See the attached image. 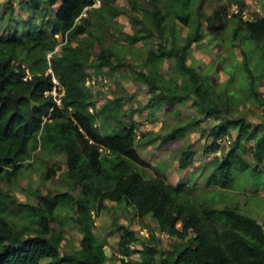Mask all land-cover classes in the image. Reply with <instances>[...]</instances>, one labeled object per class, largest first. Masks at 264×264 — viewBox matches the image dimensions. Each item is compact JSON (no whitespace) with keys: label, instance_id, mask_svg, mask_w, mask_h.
I'll use <instances>...</instances> for the list:
<instances>
[{"label":"trees","instance_id":"16d2710c","mask_svg":"<svg viewBox=\"0 0 264 264\" xmlns=\"http://www.w3.org/2000/svg\"><path fill=\"white\" fill-rule=\"evenodd\" d=\"M116 1L102 0L100 8H95V0H9L7 6L0 4V264H105L111 258L106 251L110 242L98 240L93 229L109 204L130 213V224L149 217L157 222L161 234L180 241L165 250L159 238L142 237L113 215L120 235V264H264V226L259 220L241 212L234 202L217 205V192L187 182L170 184L156 166V174L147 175L151 164L138 152L162 140L166 150H179V169L193 171L197 154L175 141L182 142L190 130H201L203 121L214 119L219 123L203 150L212 171L207 182L218 190L232 189L237 173L262 181L264 115L259 123L236 115L244 100L264 107V94L259 90L264 77L256 73L264 59V15L253 20L240 13L230 16L231 1L236 0H216L220 4L208 15L206 0H167L165 9L160 0H150L154 9L144 7V18H133L141 25L138 33L121 32L130 44L151 42L158 35L142 66L149 72L139 73V80L148 85L150 100L126 111L124 98L97 107L94 87L86 84L88 78L98 79L104 69L121 66L114 63L113 52L93 41L96 23L112 24L120 14ZM169 19L189 28L184 39L174 36L177 28L173 26L168 43ZM230 23L229 40L222 31ZM205 39L227 46L231 56L242 48L244 80L237 76L236 84L244 98L238 97L237 90L236 95L230 92L228 83L234 79L214 85L212 73L188 63L193 47ZM92 55L96 60L91 61ZM165 61L171 65L169 78L161 72ZM90 69L94 74L89 75ZM53 76L64 90L58 98L52 94ZM187 101L202 119L180 126L183 121L174 105ZM145 109L152 118L159 111L173 110L178 121L159 133H143L133 117ZM123 117L129 124L123 123ZM220 138L229 148L219 157L223 150ZM247 154L255 164L245 159ZM58 157L64 158L62 164L56 162ZM37 163L44 186L52 187L59 180L67 184V190L44 194L29 184L20 188L27 203H18L3 185H14ZM69 225L80 231L82 240L78 250L61 253ZM134 255L138 261L131 260Z\"/></svg>","mask_w":264,"mask_h":264},{"label":"rangeland","instance_id":"374dc122","mask_svg":"<svg viewBox=\"0 0 264 264\" xmlns=\"http://www.w3.org/2000/svg\"><path fill=\"white\" fill-rule=\"evenodd\" d=\"M166 1L167 0H160V4L164 9L166 8ZM222 1L229 3V0ZM236 1V3L231 1L233 4H230V16L232 14L240 13L245 19L253 20L258 16L264 15V0ZM9 3V0H0V4L3 5L6 4L7 6ZM18 4L16 6H18ZM219 4L220 3L216 0H206L204 4L206 14H211L214 10V7L218 6ZM115 6L120 12L117 19H115L112 24L98 25L96 23L95 27L93 28V41H100L104 49L113 52L112 59H114V63L117 65L121 64V66L115 70L107 68L100 72L98 74V79H96V84L93 86L94 88L92 90L95 94V103L97 107L103 106L105 103H108L112 100L124 98L123 109L129 111L145 106L150 100L151 95L148 85L146 83H142L141 80H139V73L146 71L142 66L143 63L146 62V59L149 55V50H151V47H154V43L157 41L158 35L156 34V39L152 40L151 42L140 41L136 44H130L128 38L121 34V32H123L125 35H134L138 33V31L141 29V25L135 23L133 18L142 20L144 18L142 16V10L144 7L154 9L152 4H150V0H117ZM19 10L20 9H17V15L19 14ZM172 20L173 19H169L167 21L169 30V34L167 35L168 43L172 41L173 26L177 28L174 36L179 40L184 39L189 33L188 27L183 26L179 21ZM231 26H233L232 23L226 25L223 31L221 29H218L217 31H222L223 35L229 36L230 40L232 31L229 32V29ZM82 38L83 37L78 38L77 40L75 39L72 42L73 46H77L81 42L80 39ZM204 42L202 45H195L193 47L188 63H193V65L200 68L202 72L207 74L212 73V84L214 85H223L227 80L234 79L233 82L228 83L229 87L232 89L230 92L235 94L234 90H237L236 93L239 92L238 97L244 98V92L239 91L240 85L237 86L236 84L237 76L238 78L241 77L244 80V75L242 73L244 67L242 62V48H238L233 56H231L227 50V46L211 44L209 43L208 39H205ZM250 44L251 43L248 45ZM60 50L61 47L57 48V51L60 52ZM96 50H98V47H96ZM252 55L257 56L256 52H253ZM94 60H96V56L92 55L91 61ZM252 61L253 63L251 64H254V56ZM170 66V62L165 61L161 68V72L165 75L167 74L166 78H169L167 72L169 71ZM148 72L149 71L147 70L145 73L148 74ZM88 73L89 75H92L94 74V70L90 69L88 70ZM256 73L264 77V59L260 60V65L257 68ZM27 77H31L29 71H27ZM245 84L246 83L244 82L242 85ZM259 90L262 94H264V83L260 85ZM177 104H183L182 109L177 110V107L175 108L176 111H179L180 113V122L183 121L180 126H184L185 122H191L193 119H202V116L197 114L189 101ZM240 110L241 112L236 116L245 117L252 123H259L261 120L260 116L264 115V107H254L249 100L242 101ZM133 120L138 123L139 130L143 133H159L162 131L161 128L163 126L159 127L156 124L163 123L164 125L167 123L174 126L178 121L177 117H175V112L172 110L167 113L159 111L155 117L152 118L150 117V110L148 109L136 113L133 117ZM122 121L123 123L129 124L130 120L123 117ZM218 123L219 121L214 119L203 121L199 125L201 130L199 128H193L183 137L182 142L180 140L175 141L176 145L186 148L191 147L192 150L195 151L197 154L195 156V162L197 165L195 170H180L177 160L180 156L179 150H176V148L171 151L166 150L163 148L165 147L164 142L162 140H157L154 142V147H152L150 151L147 152L146 150L139 149L141 154L146 160L150 162L152 167L145 172L147 175L153 176L155 173L153 168L158 164L157 168L161 169L166 174V170L169 166L171 171L170 175L167 177V180L170 184L177 186L179 183L187 181V183L196 184L199 188H203L206 192H217L215 193L216 195L218 194L216 201L217 205H223L225 203L231 204L234 202L240 209H242L240 210L241 212L244 214L246 212V214L256 218L264 226V178H262V181L256 182L249 176L248 173H237L238 178L234 183L233 188L228 190H218L215 185H212L213 183L211 184L210 182H207V178L212 176V171L211 168L207 166L209 158L204 155L203 150L204 147L207 146V142L212 140L210 137V132L212 128ZM116 125L119 124L116 123ZM111 126L115 127V124H112ZM168 128L171 127L166 126V129ZM203 129L204 131H202ZM224 138H220L218 140V143L222 144L223 146L222 153L217 154L219 157L227 152L229 148V143H225ZM161 155H163L164 159L167 161L161 160L158 163L157 159L160 158L159 156ZM212 156H214V154H212ZM245 159L248 162L255 164L251 154H247ZM63 160V157H58L56 162L62 164ZM40 167V163H37L35 166H31L29 170L24 171V173H22V175L16 179L14 185H9V182H6L3 185L4 189H6L8 192H11V198L13 200L21 204L27 203V198L20 192V188H26L29 184L32 185L33 189H39L44 194H49V192L57 193L58 191L67 190V184H60L59 180L53 181L52 187L44 186V182L39 175ZM62 178L63 175L59 174L58 179ZM78 193L79 190L75 192V195H78ZM109 207L110 208L107 212H103L102 215L97 218L95 221V227L93 229L98 240L107 239L110 242L109 246L106 247V251L111 258L105 264H120L118 258H120L121 255L117 252V241L120 235L119 231L116 230V226L113 225V215L120 216L119 223L127 226L130 225V227L140 236L147 238L148 236L154 235L155 237L159 238L161 240L160 246L165 250H169L172 244L180 242L177 238L171 239L168 235L161 234L158 229V224L154 219L148 217L144 222L141 220H134L130 224L129 216H131V214L127 213L122 206L117 204H109ZM64 214H66V212H64L63 215ZM81 240L82 234L80 231L74 227V225H69L66 230L65 242H63L61 246V253L78 250ZM131 260L138 261L139 257L134 255Z\"/></svg>","mask_w":264,"mask_h":264},{"label":"built area","instance_id":"2783aa9c","mask_svg":"<svg viewBox=\"0 0 264 264\" xmlns=\"http://www.w3.org/2000/svg\"><path fill=\"white\" fill-rule=\"evenodd\" d=\"M101 5H102V0H95V8H100ZM96 81L97 80L95 78H88L86 84L87 86L93 87L95 86ZM53 82L55 85V89L52 91V94L58 98L59 96H62L64 94V90L63 87L60 85L59 80L55 76H53ZM59 90H61L62 92L58 93ZM58 105H60V101H58Z\"/></svg>","mask_w":264,"mask_h":264},{"label":"crops","instance_id":"0c3cea01","mask_svg":"<svg viewBox=\"0 0 264 264\" xmlns=\"http://www.w3.org/2000/svg\"><path fill=\"white\" fill-rule=\"evenodd\" d=\"M177 107V110H180V109H182V107H183V104H176V105H174V108H176ZM176 110V109H175ZM173 111V110H172ZM174 112V111H173ZM172 114V113H171ZM157 126H159V127H162L161 128V130L162 131H164V129L166 128V126L168 125L167 123L166 124H164L163 125V123H158V124H156ZM152 147H154V143L152 144V145H150L148 148H146V149H143V150H146L147 152L148 151H150L151 149H152ZM164 148V147H163ZM169 151H171V150H169ZM138 152H139V154L141 155V157L144 159V160H146L145 158H144V156L141 154V151H139V149H138ZM158 156V155H157ZM160 158H158L157 159V161H158V163L162 160H164V161H167V160H165L164 159V156L163 155H161V156H159ZM178 160V159H177ZM146 161H148V160H146ZM149 162V161H148ZM158 165V164H157ZM157 165H156V167H157ZM170 168H169V166H168V168H167V170H166V176L168 177L169 175H170ZM185 182H187V181H185ZM182 183V182H181ZM180 184V183H179ZM178 184V185H179ZM142 222H144L143 220H141Z\"/></svg>","mask_w":264,"mask_h":264},{"label":"water","instance_id":"95a60500","mask_svg":"<svg viewBox=\"0 0 264 264\" xmlns=\"http://www.w3.org/2000/svg\"><path fill=\"white\" fill-rule=\"evenodd\" d=\"M28 97H30V95Z\"/></svg>","mask_w":264,"mask_h":264}]
</instances>
